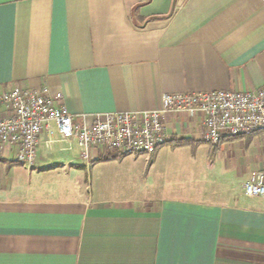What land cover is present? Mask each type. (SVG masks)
Listing matches in <instances>:
<instances>
[{
    "label": "crops",
    "instance_id": "obj_1",
    "mask_svg": "<svg viewBox=\"0 0 264 264\" xmlns=\"http://www.w3.org/2000/svg\"><path fill=\"white\" fill-rule=\"evenodd\" d=\"M18 86L62 94L89 121L161 109L164 94L263 89L264 0H0V90ZM164 122L171 141L149 159L92 151L87 162L55 126L32 167L6 145L0 264H264V198L242 192L264 169V131L224 138L219 153L239 139L237 170L222 155L204 177L191 169L207 144L203 116ZM183 148L188 165L174 162ZM60 162L64 171H53ZM101 163L124 170V196L93 185Z\"/></svg>",
    "mask_w": 264,
    "mask_h": 264
},
{
    "label": "built area",
    "instance_id": "obj_2",
    "mask_svg": "<svg viewBox=\"0 0 264 264\" xmlns=\"http://www.w3.org/2000/svg\"><path fill=\"white\" fill-rule=\"evenodd\" d=\"M63 99L47 88L0 90V156L6 145L17 146L18 163L34 166L41 135L48 134L49 148L54 144V126L62 141L77 144L87 162L92 151L152 155L171 141L164 122L167 114L202 115L204 141L211 147L226 137L264 131V88L164 94L161 109L98 113L90 116L91 121L88 115L69 113L59 103ZM242 192L264 198V169L243 184Z\"/></svg>",
    "mask_w": 264,
    "mask_h": 264
},
{
    "label": "rangeland",
    "instance_id": "obj_3",
    "mask_svg": "<svg viewBox=\"0 0 264 264\" xmlns=\"http://www.w3.org/2000/svg\"><path fill=\"white\" fill-rule=\"evenodd\" d=\"M239 139H232L228 141V145H224L222 149V153H219V149L216 150V147L208 146L207 144H203L199 147L198 155L197 157L191 162L194 167L192 171H199L200 174H202L204 177H206V174L204 171H209L208 164L212 163L214 166L218 167L219 161L222 160L224 155L225 162L223 161L222 167L225 169H233L234 171L238 168V157L241 156V146L235 145L232 146L234 143H238ZM264 144V143H263ZM257 151V150H256ZM188 154H190L189 148H183L178 150V155H176V159L174 162L178 163H185L186 165L189 164ZM220 155V156H219ZM142 158L149 159V155H142ZM63 162L57 163L53 168V171H64V165ZM184 164V165H185ZM248 164V160H247ZM70 167V166H69ZM140 167V165L138 166ZM215 167V168H216ZM187 168V167H186ZM77 171H80L81 178L87 179V169L84 167L83 169H79ZM89 171V169H88ZM123 171L121 170L120 166H114L110 164H98L94 166L93 169V179L94 183L93 185L96 186L99 191H101V195H103L105 198H119L120 196H124L126 193H124L123 188L126 186L121 176H123ZM125 171H128L125 169ZM56 175V174H55ZM54 175V176H55ZM63 175V178L66 177V175ZM90 177V173L88 175ZM211 176V175H210ZM68 177V176H67ZM57 178L60 179V174L57 175ZM94 186V187H95ZM99 193V192H98Z\"/></svg>",
    "mask_w": 264,
    "mask_h": 264
},
{
    "label": "trees",
    "instance_id": "obj_4",
    "mask_svg": "<svg viewBox=\"0 0 264 264\" xmlns=\"http://www.w3.org/2000/svg\"><path fill=\"white\" fill-rule=\"evenodd\" d=\"M121 156H124V155H120L116 152H108L107 154H105V156H103L101 158V160H109V159H113V158H119Z\"/></svg>",
    "mask_w": 264,
    "mask_h": 264
}]
</instances>
